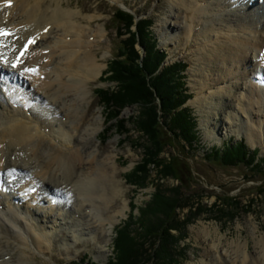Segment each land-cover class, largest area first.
Instances as JSON below:
<instances>
[{
    "label": "bare ground",
    "instance_id": "obj_1",
    "mask_svg": "<svg viewBox=\"0 0 264 264\" xmlns=\"http://www.w3.org/2000/svg\"><path fill=\"white\" fill-rule=\"evenodd\" d=\"M174 5L186 12L184 25L173 30L167 17L163 27L187 37L186 45L192 43L187 34L194 13H202L199 22L212 17L209 24H197L201 33L192 43L201 45L194 104L207 137L220 138L221 127L231 133L238 126L256 146L264 127V0ZM83 14L64 0H0V32L12 31L0 36V179L7 186L0 189V264H23L29 250L50 248L45 222L68 224L73 239L88 229L95 239L127 215L126 198L117 209L114 203L123 190L117 154L104 155L88 142L97 138L102 122L101 115L88 114L89 83L107 66L108 50L102 58L96 52L107 33L105 25H93L101 15ZM30 38L35 41L19 58ZM201 233L207 244L203 261L217 252L222 264H264L263 234L254 232L251 253L248 240L234 239L226 247L209 237V227Z\"/></svg>",
    "mask_w": 264,
    "mask_h": 264
},
{
    "label": "rangeland",
    "instance_id": "obj_2",
    "mask_svg": "<svg viewBox=\"0 0 264 264\" xmlns=\"http://www.w3.org/2000/svg\"><path fill=\"white\" fill-rule=\"evenodd\" d=\"M49 1L47 0L48 3ZM64 1L69 2L70 7L73 9H82L84 14L97 13L99 16L101 15L100 19L96 18L93 21V25L100 23L107 28L104 40L100 42V47L96 49L100 58L108 50L106 58L103 60L107 66L103 69V74L101 73L96 80L90 81L89 88H91L92 92L87 93V101L90 102L88 114L94 116L101 115L102 122L100 123L101 128L99 129L97 138H88V142L92 140L95 145L102 149L104 155L111 152L117 154L116 162L119 168L117 176L122 181L123 190L116 202L114 199L115 209L123 204L122 200L124 198L127 199L129 208L127 209L126 217L113 227L111 233L105 234L100 231L95 239L91 238L88 229L84 231V234L79 239H73L70 238L71 231L68 224L63 228L61 221H56L55 223L45 222L44 225H48V233H50V248L42 251L36 249L29 250L24 255L23 264H87L86 262L106 264L110 260H115L117 251H115L114 243L118 234L117 231L125 225V220L129 218L130 214L133 213L137 219L141 214L140 208L145 207L147 202L152 200L158 188L163 190L168 196H172L174 195L173 190L182 186L178 179L173 177L163 178L159 172V168L156 166L149 167L148 181L143 185L132 184L126 179L130 174L129 172L142 162L144 156L141 146V134L135 130L132 123L135 116H139L140 106L137 104L125 106L121 113V117L127 119V126L130 130L127 137L125 132L117 130L115 120L109 119L108 121L109 110L96 93L97 89H116L117 87V82L109 81L106 77L109 76V64L120 54L121 41L129 36L122 32V30H117L114 13L119 9L134 12L139 19L145 17L152 19L153 26L151 32L154 37L159 39L158 46L167 51V64L175 60H184L188 64L184 73L186 76L187 92L192 95V98L186 105L192 110V114L197 120V131L200 136V142L196 152L183 151V155L188 158L182 159L184 166L192 170L191 173L189 172L190 176H185L188 181L185 182V186H182V192L183 195L189 196L188 201L194 204V207L192 211L190 207H185L182 210L177 209V213H180L182 220L187 214L191 216V220L184 228L186 236L183 238L184 240H179L177 251L183 248L185 254L179 257L180 264H222V260L217 258V252L212 257L203 261V254L207 244L205 245L200 235L202 234V228L205 226L209 227L211 233L209 237L211 239H221L220 246L227 247V244L234 239L248 240V250L253 253L255 251L254 232L264 235V184L261 185L264 179V167L261 169L262 171L256 172L251 167L243 164L239 166H224L219 162L207 160L204 156L213 146L221 147L228 141L236 143L244 140L251 150H259V157L264 158V127L262 128V142L256 144V146L248 143L245 134L242 132V128L238 126L231 133L221 127L220 132L224 131V133L219 134L220 138L210 139L207 137L206 129L202 124L201 113L194 104V100L199 96L201 87L197 82V70H195L197 58L199 57L198 51L201 45L192 43L193 39L201 33L202 27H198L197 24H209L212 17L208 20L205 17V22H199L202 13H194L196 21H192L188 27L191 30L189 34H187L188 30L186 32L189 35V43H192L191 45H186V41H188L187 37L185 39L184 35L182 36L180 32H177L178 34L175 32L172 36L174 31L167 34V29L165 30L163 27L164 19L167 17H169L172 23L171 27L173 30L178 28L180 31L184 25L183 19L186 12L175 5L172 8L174 0H120L118 2L113 0ZM223 17H226V15ZM223 21L221 18L218 25L219 29H221ZM135 28L133 26V29ZM208 28H213V24L208 26ZM137 47L141 48L139 45ZM262 52L264 53V50ZM104 74L106 75L104 76ZM220 83H217V85ZM247 93L248 91L246 95ZM86 105L88 104H85L87 108ZM177 153H179L178 148H167L162 156L169 158V156ZM261 188L263 192H260ZM97 213L100 212L97 211ZM148 218L150 221L154 220L150 213L148 214ZM70 223L74 222L69 221ZM96 224L98 225L99 223L97 222ZM217 227L219 228L218 230H216ZM174 233L178 234L176 231ZM145 247L150 246L147 244Z\"/></svg>",
    "mask_w": 264,
    "mask_h": 264
},
{
    "label": "trees",
    "instance_id": "obj_3",
    "mask_svg": "<svg viewBox=\"0 0 264 264\" xmlns=\"http://www.w3.org/2000/svg\"><path fill=\"white\" fill-rule=\"evenodd\" d=\"M114 16L117 30L129 36L121 41L119 56L109 64L106 78L117 82L116 89L102 88L97 93L109 110L108 121L115 120L117 130L125 132L127 137L130 130L121 113L125 106H140L139 116H135L132 123L141 134L144 156L126 179L132 184L143 185L148 181L149 167L156 166L163 178L173 177L185 186L188 181L185 176H190L192 169L185 168L182 159L188 158L183 151L196 152L200 142L197 120L185 105L191 97L184 73L188 64L184 60L164 64L168 54L158 46V40L151 32L153 21L149 17L137 20L135 13L123 9L117 10ZM167 148H178L179 153L164 157L162 154ZM258 154L259 150H251L242 140L228 141L221 147L213 146L204 157L224 166L243 164L257 172L264 167V158ZM182 186L174 189L172 196L158 188L152 200L140 208L137 219L130 214L125 225L117 231L115 260L107 264H180L179 257L185 254L183 248L177 251L179 240L185 238L184 228L191 216L187 214L182 220L177 209L190 207L192 211L194 207L188 201L189 196L183 195ZM260 192H263L262 188ZM149 213L153 221L149 220ZM147 244L150 247H145Z\"/></svg>",
    "mask_w": 264,
    "mask_h": 264
},
{
    "label": "snow or ice",
    "instance_id": "obj_4",
    "mask_svg": "<svg viewBox=\"0 0 264 264\" xmlns=\"http://www.w3.org/2000/svg\"><path fill=\"white\" fill-rule=\"evenodd\" d=\"M15 66V65H14Z\"/></svg>",
    "mask_w": 264,
    "mask_h": 264
}]
</instances>
